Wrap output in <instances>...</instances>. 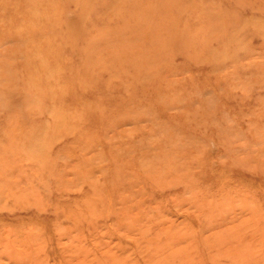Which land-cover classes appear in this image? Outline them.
Wrapping results in <instances>:
<instances>
[{
    "label": "rangeland",
    "instance_id": "1",
    "mask_svg": "<svg viewBox=\"0 0 264 264\" xmlns=\"http://www.w3.org/2000/svg\"><path fill=\"white\" fill-rule=\"evenodd\" d=\"M0 264H264V0H0Z\"/></svg>",
    "mask_w": 264,
    "mask_h": 264
}]
</instances>
